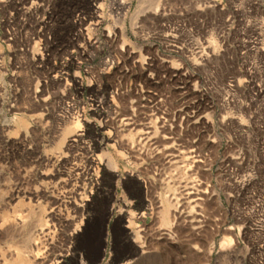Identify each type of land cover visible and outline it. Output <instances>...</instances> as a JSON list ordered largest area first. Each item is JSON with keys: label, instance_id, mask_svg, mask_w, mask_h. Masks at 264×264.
<instances>
[{"label": "rangeland", "instance_id": "obj_1", "mask_svg": "<svg viewBox=\"0 0 264 264\" xmlns=\"http://www.w3.org/2000/svg\"><path fill=\"white\" fill-rule=\"evenodd\" d=\"M144 2L0 0V264H264V0Z\"/></svg>", "mask_w": 264, "mask_h": 264}, {"label": "bare ground", "instance_id": "obj_2", "mask_svg": "<svg viewBox=\"0 0 264 264\" xmlns=\"http://www.w3.org/2000/svg\"><path fill=\"white\" fill-rule=\"evenodd\" d=\"M145 2L148 1V8L151 10H158L160 7V0H144ZM217 1V0H213ZM144 2V3H145ZM141 11L138 12V14ZM68 132L67 134L72 133L71 137L79 138L81 136V125L78 122H75V126L72 132L70 130L72 129L71 127L67 128ZM65 140V139H64ZM132 140V139H131ZM66 142H74L76 140H65ZM130 143L135 144V141H131ZM141 143V142H140ZM70 144V143H69ZM71 145V144H70ZM139 150V149H138ZM141 150V149H140ZM139 150V151H140ZM187 160V159H186ZM108 165L113 169L116 170V166L114 165L113 161L110 160L108 162ZM187 167V166H186ZM148 199V198H146ZM198 199H201L198 198ZM198 201V200H197ZM178 206L176 204H173L172 201L167 200L166 206L164 207V210L161 212V218L163 222V226H166L168 228L172 227L171 219H170V209L172 208H177ZM178 209V208H177ZM176 211V210H175ZM172 214V213H171ZM175 216V215H174ZM177 217V216H176ZM176 217L174 220H176ZM131 220L129 221V226L131 228V232L133 233V236H135V240L138 243L137 247L138 249L141 248V258L142 259H153V254H149L147 250L150 249V247L145 248L146 241L143 240L142 235L140 234L139 231L135 229V222L133 220V216L131 215ZM19 226V228L22 230V232L26 231L28 224L26 222L24 223H18L16 224ZM43 238H46L49 234L44 231V228L41 229V231H38ZM13 233V232H12ZM24 239L21 241L15 240L13 236L9 240H11L10 244L8 245V252L11 251L12 253L10 255H7V252L2 253V258H3V264H47L48 263V257L42 253L40 245L44 244L42 239L39 238V235L37 234V231H31L29 234H26ZM227 241L232 244V238L229 237L227 238ZM41 259V260H38ZM131 264V263H127ZM133 264V263H132Z\"/></svg>", "mask_w": 264, "mask_h": 264}, {"label": "water", "instance_id": "obj_3", "mask_svg": "<svg viewBox=\"0 0 264 264\" xmlns=\"http://www.w3.org/2000/svg\"><path fill=\"white\" fill-rule=\"evenodd\" d=\"M98 263H99V261L96 262V264H98Z\"/></svg>", "mask_w": 264, "mask_h": 264}]
</instances>
